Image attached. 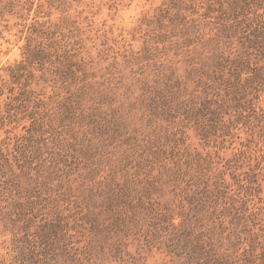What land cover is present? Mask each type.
Instances as JSON below:
<instances>
[{"label":"rangeland","instance_id":"1","mask_svg":"<svg viewBox=\"0 0 264 264\" xmlns=\"http://www.w3.org/2000/svg\"><path fill=\"white\" fill-rule=\"evenodd\" d=\"M219 256L264 264V0H0V264Z\"/></svg>","mask_w":264,"mask_h":264},{"label":"trees","instance_id":"2","mask_svg":"<svg viewBox=\"0 0 264 264\" xmlns=\"http://www.w3.org/2000/svg\"><path fill=\"white\" fill-rule=\"evenodd\" d=\"M213 261H214L213 264H222L223 262L228 263V258H224V257L219 256V257H215L213 259Z\"/></svg>","mask_w":264,"mask_h":264}]
</instances>
